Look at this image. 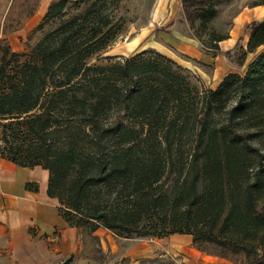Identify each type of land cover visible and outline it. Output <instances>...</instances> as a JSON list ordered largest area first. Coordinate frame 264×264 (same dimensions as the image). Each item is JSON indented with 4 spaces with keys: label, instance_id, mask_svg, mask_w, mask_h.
Returning <instances> with one entry per match:
<instances>
[{
    "label": "trees",
    "instance_id": "16d2710c",
    "mask_svg": "<svg viewBox=\"0 0 264 264\" xmlns=\"http://www.w3.org/2000/svg\"><path fill=\"white\" fill-rule=\"evenodd\" d=\"M223 1L181 0L182 13L205 28ZM66 4L52 0L38 28L59 22L27 52L2 50L0 158L47 170L69 227L187 234L226 259L205 244L264 248V18L247 25L243 74L200 90L157 53L90 63L118 36L117 7Z\"/></svg>",
    "mask_w": 264,
    "mask_h": 264
},
{
    "label": "rangeland",
    "instance_id": "374dc122",
    "mask_svg": "<svg viewBox=\"0 0 264 264\" xmlns=\"http://www.w3.org/2000/svg\"><path fill=\"white\" fill-rule=\"evenodd\" d=\"M92 1H97L99 7H109L107 12L111 7H117L114 18L117 21L118 36L105 53L94 57L90 63L106 61L108 58L117 60L136 54L145 56L157 53L170 57L200 90L216 89L219 79L227 73L243 74L254 57L253 53H248L243 58L249 39L247 25L264 18V7H243L264 0H225L217 6L216 16L205 28H199L197 20L192 26L185 20L181 0H67L69 15L87 7ZM51 2L52 0H0V57L4 47L18 53L27 52L44 33L57 25L58 19L38 28ZM230 35L235 37L234 45L225 51H219L217 55L221 60L211 61L213 51L210 47L220 45L221 42L215 44L214 39ZM221 45L224 47V43L221 42ZM227 51L229 55H226ZM104 55L108 56L103 57ZM107 236L114 239L116 237L108 230L97 237L85 230H72L70 238L73 239V246L70 254L51 264H130L125 256V247H121V255L110 252ZM105 242L107 245H104ZM205 248L212 253L226 252L234 264H264V248H257L249 256L243 251L235 252L229 245L209 243L205 244ZM0 264L14 262L0 257ZM139 264L173 263L162 258L145 259Z\"/></svg>",
    "mask_w": 264,
    "mask_h": 264
},
{
    "label": "crops",
    "instance_id": "0c3cea01",
    "mask_svg": "<svg viewBox=\"0 0 264 264\" xmlns=\"http://www.w3.org/2000/svg\"><path fill=\"white\" fill-rule=\"evenodd\" d=\"M243 7H264V2ZM221 42L220 52L233 46L235 37L230 35ZM218 56H210V60L216 62ZM48 177V171L41 167H20L0 158V257L14 264H51L70 254L73 246L70 234L78 228L66 224L58 212V200L47 195ZM27 183L32 187L28 189ZM34 185L36 190L32 189ZM104 230L99 228L92 235L100 236ZM106 241L115 255H121L125 247L130 264L162 258L173 264H234L229 259L198 250L192 236L187 234L139 239L107 236Z\"/></svg>",
    "mask_w": 264,
    "mask_h": 264
},
{
    "label": "water",
    "instance_id": "95a60500",
    "mask_svg": "<svg viewBox=\"0 0 264 264\" xmlns=\"http://www.w3.org/2000/svg\"><path fill=\"white\" fill-rule=\"evenodd\" d=\"M106 56H108V55H104L103 57H106Z\"/></svg>",
    "mask_w": 264,
    "mask_h": 264
}]
</instances>
